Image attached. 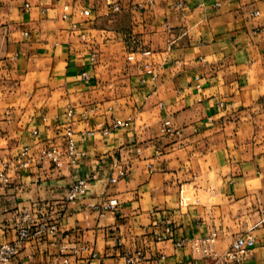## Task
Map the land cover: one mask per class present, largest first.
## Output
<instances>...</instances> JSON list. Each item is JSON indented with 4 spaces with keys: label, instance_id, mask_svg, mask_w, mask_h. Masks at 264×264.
Masks as SVG:
<instances>
[{
    "label": "crops",
    "instance_id": "obj_1",
    "mask_svg": "<svg viewBox=\"0 0 264 264\" xmlns=\"http://www.w3.org/2000/svg\"><path fill=\"white\" fill-rule=\"evenodd\" d=\"M69 104L94 110L74 122L98 131L79 144L87 158L73 172L12 174L0 243L28 212L33 225H59L22 249L30 264H126L136 251L140 264L162 254L161 264H213L175 245L213 229L220 253L254 236L252 256L231 264H264V0H0V170L25 146L61 143ZM165 120L178 133L165 136ZM117 162L129 174L111 184ZM94 175L86 195L65 201L69 184ZM110 199L114 211L93 209ZM163 221L173 236L157 242Z\"/></svg>",
    "mask_w": 264,
    "mask_h": 264
},
{
    "label": "built area",
    "instance_id": "obj_2",
    "mask_svg": "<svg viewBox=\"0 0 264 264\" xmlns=\"http://www.w3.org/2000/svg\"><path fill=\"white\" fill-rule=\"evenodd\" d=\"M183 7V4H179ZM26 8H30L29 4H26ZM65 10L67 8L65 7ZM120 10L119 6L114 8L115 12ZM88 14V12H84ZM256 15H259L257 12ZM67 14L63 15L66 19ZM144 55H150V52L144 53ZM134 56L128 57V62H133ZM92 63H95L96 57L90 58ZM148 68V66H147ZM148 74H152V70L147 71ZM81 78L83 80H90V74L88 72H82ZM200 88V86H198ZM94 110L87 109L85 111H78L75 106L69 104L67 106L66 117L68 122L63 126L62 130V142L48 145L47 147L37 146H25L17 154V156L11 161H4L2 163V169L0 170V190L8 188L12 184V174H20L23 171L31 169L33 166L37 167L41 171L47 169L61 170L69 168L72 172L79 166V164L87 158V152L79 148V144L86 143L88 138H93L97 135L98 131L89 130L76 132L74 128V122L77 118L81 120H88L90 113ZM132 118L121 121L117 120L111 127H102L99 132L103 136L110 134L112 130L126 129L131 126ZM161 132L165 136H172L178 131L175 130L170 120H165L161 125ZM34 136L39 135V131L35 130ZM141 154V150H138ZM149 172L154 173L152 165L148 166ZM114 173L110 177V183H115L118 179H125L129 174V169L122 166L119 162L114 164ZM96 180L94 175L92 179H79L69 184L65 189V201L70 204L77 203L84 195L87 194L89 183ZM119 205L117 199H110L100 205L94 206L93 209L97 212L114 211ZM162 230L156 235V241L161 242L168 237H172L173 229L167 222H162ZM59 234V225L57 222L52 221L49 223L32 224V215L28 212L24 213L20 218L16 226V238L13 242H1L0 243V264H30L28 259L20 257L22 249L31 241H44L49 238H56ZM220 234L217 230L213 229L208 232L204 238H186L177 240L175 245L177 248L189 247L191 253L196 258H204L212 260L213 264H231L242 263L247 261L253 254L256 248V240L254 236L242 234L237 236L230 248L220 253L217 250V243ZM87 250L88 249H84ZM93 259H99L95 252L91 253ZM166 258L165 254L159 257V264ZM126 264H140L144 261V254L142 251H136L134 253L126 254ZM47 264H69L68 258H61L52 260ZM105 264V263H100Z\"/></svg>",
    "mask_w": 264,
    "mask_h": 264
}]
</instances>
